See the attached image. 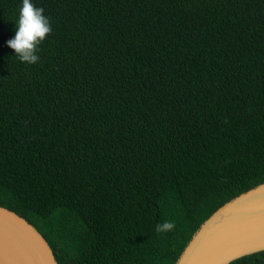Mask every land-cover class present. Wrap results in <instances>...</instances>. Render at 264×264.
Segmentation results:
<instances>
[{"label":"trees","instance_id":"trees-1","mask_svg":"<svg viewBox=\"0 0 264 264\" xmlns=\"http://www.w3.org/2000/svg\"><path fill=\"white\" fill-rule=\"evenodd\" d=\"M32 2L52 31L27 64L0 0V206L57 264H175L264 183V0Z\"/></svg>","mask_w":264,"mask_h":264},{"label":"water","instance_id":"water-1","mask_svg":"<svg viewBox=\"0 0 264 264\" xmlns=\"http://www.w3.org/2000/svg\"><path fill=\"white\" fill-rule=\"evenodd\" d=\"M264 251V183L219 207L191 237L175 264H229ZM0 264H57L41 234L0 206Z\"/></svg>","mask_w":264,"mask_h":264},{"label":"clouds","instance_id":"clouds-1","mask_svg":"<svg viewBox=\"0 0 264 264\" xmlns=\"http://www.w3.org/2000/svg\"><path fill=\"white\" fill-rule=\"evenodd\" d=\"M52 27L43 7H36L32 0H22L19 17L16 22L15 37L7 41L8 47L14 50L20 62L36 64L39 62V45L51 34ZM175 223L165 221L156 225V231L170 232Z\"/></svg>","mask_w":264,"mask_h":264}]
</instances>
